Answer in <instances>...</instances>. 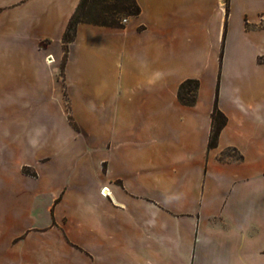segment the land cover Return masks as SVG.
Here are the masks:
<instances>
[{
	"label": "crops",
	"instance_id": "1",
	"mask_svg": "<svg viewBox=\"0 0 264 264\" xmlns=\"http://www.w3.org/2000/svg\"><path fill=\"white\" fill-rule=\"evenodd\" d=\"M78 2L0 0V119L28 93H81L98 121L70 188L12 207L0 188V264H264V0H136L121 28L77 24L62 64ZM12 134L0 124V182Z\"/></svg>",
	"mask_w": 264,
	"mask_h": 264
},
{
	"label": "rangeland",
	"instance_id": "2",
	"mask_svg": "<svg viewBox=\"0 0 264 264\" xmlns=\"http://www.w3.org/2000/svg\"><path fill=\"white\" fill-rule=\"evenodd\" d=\"M76 96L73 100L62 95L58 100H41L34 93H28L27 99L11 101V117L0 119V124H10L13 138L18 139L12 143L6 166L7 178L0 182L1 189L11 192V207L16 202L15 193L21 191L48 192L70 188L71 164L75 167L83 159H94V150L88 146L86 138L90 131L85 127H93L98 121L84 108L82 94ZM94 101L100 104L99 100ZM225 153L235 154L232 150ZM22 174L38 177L27 180ZM104 189H107L103 188L105 193ZM47 199L46 195L36 198L40 204Z\"/></svg>",
	"mask_w": 264,
	"mask_h": 264
},
{
	"label": "trees",
	"instance_id": "3",
	"mask_svg": "<svg viewBox=\"0 0 264 264\" xmlns=\"http://www.w3.org/2000/svg\"><path fill=\"white\" fill-rule=\"evenodd\" d=\"M140 8L136 0H79L74 12L71 14L64 33L62 35V64L65 62L69 43L75 38L76 26L79 23H90L96 25L121 28L122 17H131L139 14ZM115 15H119L115 17ZM197 79H186L178 87L177 98L185 106L195 103L198 90ZM226 116L217 108L216 102L211 113V130L208 138V147L217 145L221 129L226 124Z\"/></svg>",
	"mask_w": 264,
	"mask_h": 264
},
{
	"label": "built area",
	"instance_id": "4",
	"mask_svg": "<svg viewBox=\"0 0 264 264\" xmlns=\"http://www.w3.org/2000/svg\"><path fill=\"white\" fill-rule=\"evenodd\" d=\"M125 22H126V18H123V19H122V23L124 24ZM101 193H102L103 195H105L103 189L101 190Z\"/></svg>",
	"mask_w": 264,
	"mask_h": 264
},
{
	"label": "bare ground",
	"instance_id": "5",
	"mask_svg": "<svg viewBox=\"0 0 264 264\" xmlns=\"http://www.w3.org/2000/svg\"><path fill=\"white\" fill-rule=\"evenodd\" d=\"M105 190V189H104Z\"/></svg>",
	"mask_w": 264,
	"mask_h": 264
}]
</instances>
